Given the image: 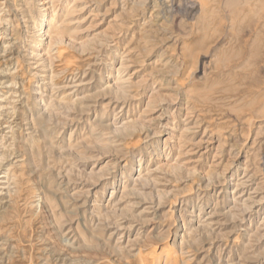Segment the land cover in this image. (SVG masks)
I'll return each mask as SVG.
<instances>
[{
  "label": "rangeland",
  "instance_id": "rangeland-1",
  "mask_svg": "<svg viewBox=\"0 0 264 264\" xmlns=\"http://www.w3.org/2000/svg\"><path fill=\"white\" fill-rule=\"evenodd\" d=\"M169 263L264 264V0H0V264Z\"/></svg>",
  "mask_w": 264,
  "mask_h": 264
},
{
  "label": "bare ground",
  "instance_id": "bare-ground-1",
  "mask_svg": "<svg viewBox=\"0 0 264 264\" xmlns=\"http://www.w3.org/2000/svg\"><path fill=\"white\" fill-rule=\"evenodd\" d=\"M51 1V0H50ZM41 6H43V7H46L47 6V3H42V4H40ZM43 22H44V20L43 19H41L40 21H39V25L40 26H43ZM47 78V77H46ZM63 90V89H62ZM202 225V224H201ZM171 262H172V260H171ZM170 264V263H169Z\"/></svg>",
  "mask_w": 264,
  "mask_h": 264
}]
</instances>
